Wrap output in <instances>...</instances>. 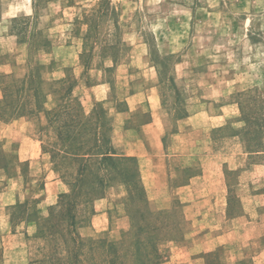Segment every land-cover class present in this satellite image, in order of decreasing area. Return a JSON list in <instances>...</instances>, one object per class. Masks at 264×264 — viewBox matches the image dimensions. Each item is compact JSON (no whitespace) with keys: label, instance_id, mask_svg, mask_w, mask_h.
I'll return each instance as SVG.
<instances>
[{"label":"rangeland","instance_id":"374dc122","mask_svg":"<svg viewBox=\"0 0 264 264\" xmlns=\"http://www.w3.org/2000/svg\"><path fill=\"white\" fill-rule=\"evenodd\" d=\"M2 64L10 65L12 72L0 77V88L18 87L26 79L29 89L40 91L44 112L73 108V117L82 118L83 123L88 120L83 129L76 122L72 128L67 127V116L55 118V125L49 126L54 133L55 126H66L60 129L61 139L48 133L38 136L36 125L24 120L31 121L37 114L14 119L22 120L8 127L0 124V148L16 150L19 157L28 158V164L19 168L27 185L23 190L21 184L9 180L0 208L9 204L14 191L23 201L29 198L30 204L25 201L30 211L36 207L32 200L45 196L37 208L57 200L52 207L61 203L57 207L60 213L67 207V199L60 202V197L76 193L77 238L69 235L64 222H53V239H49L48 257L42 264L54 260L55 264H73L71 252L77 242L82 243L77 251L78 264H90L103 251L101 242L121 240L123 260L137 264L131 248L133 235L128 231L140 220L132 218L133 205L125 206L128 190L124 184L111 183L105 190L110 213L108 230L87 240L82 239L87 238L85 233L82 238L79 235V229L95 210L105 208L96 203L102 197L91 200L95 193L89 190L98 176L106 173L90 162L85 151L95 144L91 136L95 130L100 133L98 144L107 146L111 119L107 117L108 123H103L101 115L107 116L113 106L121 108L129 94L157 84L169 135L175 131L181 136H167L169 192L161 202L148 203L151 212H171L169 217L159 216L157 220L171 230L180 226L182 236L171 232L178 237L176 241L183 238L185 229H194L188 243L200 240L204 230H211L212 235L216 231L228 233V248L208 255L211 264L230 257L244 258L238 264L264 261V168L245 167L249 163L264 166V0H0ZM100 82L111 84L110 91L91 89ZM73 84L68 95L67 88ZM15 88L10 99L23 100V95L13 92ZM94 97L104 99L93 103ZM24 100L27 105L20 112L35 107L33 99L29 104V99ZM198 112L210 117L222 115L224 119H202L200 128L189 125L183 132L176 127L175 120ZM97 121L103 123L99 128ZM206 121L222 124L214 133L221 140L216 144L210 143L213 136L207 131ZM70 129L77 132L73 138L65 137ZM235 133L244 145L246 139L251 142L253 152L247 157L237 142L225 139ZM38 139L43 146L39 156ZM110 147L113 149L111 143ZM87 158L88 164L82 161ZM121 166L133 167V163ZM199 173H205L206 183L195 185L198 198L182 206L176 187ZM54 182L57 186L51 185ZM43 184L47 185L44 192ZM123 194L124 201L117 203ZM205 195L214 200L207 198L204 202ZM226 195L229 212L238 220L228 221L222 215ZM168 241L158 246L161 260L184 254H176L175 245ZM91 242L96 244L90 246ZM33 246L23 238L20 228L12 235L5 223L1 225L0 258L9 264H21Z\"/></svg>","mask_w":264,"mask_h":264},{"label":"crops","instance_id":"0c3cea01","mask_svg":"<svg viewBox=\"0 0 264 264\" xmlns=\"http://www.w3.org/2000/svg\"><path fill=\"white\" fill-rule=\"evenodd\" d=\"M11 66L8 64L0 65V77L7 76L11 74ZM157 76V75H156ZM158 82V81H157ZM111 84L107 82H100L91 89H104L108 92L110 91ZM159 85H151L144 88L141 91H137L129 94L123 99V104L121 108H115L114 106L107 112V117L111 119V126L109 130V139L111 146L113 147V152L116 156L121 157H132L137 162V167L139 169V183L145 189L147 202L159 203L165 199L169 192V160L167 159L169 154H167L166 141L169 137H180V133L175 131L170 134V130L167 127L166 118L163 115L162 109L163 105L159 98ZM104 99V98H103ZM102 98H91L93 103L97 101H102ZM2 101V94L0 88V103ZM223 120L222 115L217 116H207L204 113L198 112L192 115H187L182 118L175 120L176 127L179 128L181 132L185 130L186 126L197 124L199 127L200 120ZM22 119L15 121H3L0 118V124L8 127L15 122L21 121ZM31 126L36 127L38 136L55 133L49 127L46 116L44 113H38L35 119L29 121L24 119ZM207 131L213 136L210 138V143L216 144L219 142V138L216 139L214 133H218L222 124H209ZM205 123V125H206ZM179 131V132H180ZM230 141L237 142L241 151L248 156L245 145L241 140L239 134L235 133L225 138ZM221 141V140H220ZM39 152L38 156L43 154V149L41 146V140L39 141ZM118 147V148H117ZM247 159V158H246ZM28 158L19 157L16 150L5 151L0 148V202L4 198V194L9 187V180H14L21 184L22 189L27 185L26 177L23 176L19 168L28 164ZM52 163H50L51 165ZM52 166V165H51ZM246 169L254 170L259 168H264L263 165H257L249 163L245 165ZM221 174L224 173L223 166H220ZM56 179L59 181V177L55 174ZM205 173H199L189 177L185 182L179 184L175 191L179 194L180 204L192 203L198 198L197 193H195V185H204L206 183ZM57 182L51 183V185L57 186ZM50 185V186H51ZM42 191H45L46 184H43ZM121 185H117V188H121ZM229 189V187H228ZM225 190L227 186L225 185ZM10 193V192H9ZM9 198V204H5V208H0V227L5 223L8 233L14 235L17 229L20 228L23 238L28 243H33L34 246L30 249L28 257L21 262V264H42L48 257L49 253V236L45 230V222L49 218V208L56 204L58 199V193L55 195L56 202L54 204L45 206L44 208H37L40 202L45 201V196L43 199L37 198V200H32L33 204L36 206L31 211L27 208L26 201L21 200L20 194L18 192H11ZM123 194L122 198L117 200V203L123 202L125 197ZM204 202L207 198L210 201L214 200L213 197L209 195L202 196ZM218 200L215 199V201ZM101 203L100 206L104 205L102 211L95 210L91 215L89 222L79 229V235L82 236V232L86 234L89 239L94 234L107 231L109 228L110 213L107 209L108 197L107 194L101 199L97 200L96 203ZM30 204V201L27 202ZM95 203V204H96ZM184 215V214H183ZM199 215V214H198ZM204 216L213 215L209 213H202ZM222 215L226 217L228 221L238 220L236 214H231L229 212V196L223 198V212ZM33 234H28L29 231ZM193 230L185 229L183 238L180 241H168L167 244H174L175 253L183 255H169L163 258L157 264H211L207 261V257L215 252L222 251L228 248L227 240L229 239V234L226 232H215L216 234H210V231L204 230L203 237L192 243H188V235L193 233ZM248 246V245H247ZM246 246V247H247ZM231 247V246H229ZM172 253V254H175ZM1 255V253H0ZM238 258V257H237ZM232 258L228 260L219 259L216 264H238L243 261L244 258ZM10 261L3 260L0 258V264H9ZM264 261L257 262V264H262ZM213 264V263H212Z\"/></svg>","mask_w":264,"mask_h":264},{"label":"trees","instance_id":"16d2710c","mask_svg":"<svg viewBox=\"0 0 264 264\" xmlns=\"http://www.w3.org/2000/svg\"><path fill=\"white\" fill-rule=\"evenodd\" d=\"M27 83L28 82L26 81V79H24L20 81L18 87H16L17 85H15L14 87L10 85H6L1 88V93H2V101H1L2 103H0L2 104V107L0 109L1 120L8 122L14 119H18L20 117H27L30 115L35 116L36 114L42 112L45 114L47 123L51 127L55 125V120H56L55 118L64 115L67 116V119L65 120L64 123L67 127L72 128L73 126L72 124H75L76 122V124L79 123L80 127H83V129H85L84 128L85 122H88V120H86L83 123L81 121L82 118L73 117V112H74L73 108H69V109L67 108L61 111L60 110L51 111L49 113L44 112L42 108L43 107L42 104L44 105V103L43 101H41V98H39L40 91L38 89H29L28 86H26ZM73 87L74 84L70 85L67 88L68 95H70ZM13 88L16 89L13 91L14 93H16L17 95L18 94L23 95L22 96L23 100L12 101L10 99V92H12ZM26 98L30 100L28 101V104L29 102L31 103L33 99V104L35 107L29 108L25 112L24 111L20 112V110H24V107H26L27 105V100H24ZM35 111H37V113H34ZM2 114H7V116L6 117L2 116ZM100 118L103 119V123L104 120H106L108 123V119L106 115L103 116L101 115ZM91 120L92 118L89 116V123ZM97 122L95 124L98 126V128L103 125L102 122L100 121ZM66 126L62 125L60 128H57V126H55L56 138L59 139L62 138L60 129ZM95 131H93L91 135L93 137L92 140L95 141V144L91 148L87 149L85 151L86 152L85 154H88V157L91 158L90 162L97 165L99 168L105 171L106 174L105 175L103 174L104 176L103 175L98 176L96 183H93L92 189L90 188L89 193H91V191L95 193V195L93 196L90 195L91 200L103 197L105 194V190L109 187L111 183L124 184L128 190V199L126 201L127 204L125 206H130L129 204H131V206L133 205L134 212L132 218L133 220L134 218L140 220L137 224L133 221L134 223L131 225L132 227L128 231V234L132 232L133 235V243L131 246L133 250L132 255H135L136 258H138L137 264H157L161 260V257L158 252V246L162 242L168 240L176 241L179 233H181L182 236V232H180L181 230L178 229L180 228V226L178 227L176 226L177 228L174 227L173 230H171L168 224L157 220L159 216L163 218L169 217L171 215V212L169 211L163 214H154L151 212L144 191L139 183V173L137 170V165H135L136 164L135 159L132 157L120 158L115 156L113 149L110 147L109 136L106 137L107 146L105 148L100 146L97 142L100 133L98 131L97 132ZM76 133L77 132L75 131V129L67 130L65 133V137L73 138L76 136ZM87 136H90V134ZM244 141H245L246 152L250 154L251 152H253L250 146L251 142L248 139ZM89 158L82 161L88 164ZM124 162L133 163V167L121 166L123 165ZM86 194H88V192ZM75 195L76 193L72 191L71 195H63L62 197H60L59 200L60 202L62 201V199L63 200L67 199V207L65 208V211L61 210L60 213L58 212L57 207L59 208L61 206V203L59 202L56 206L49 208V218L45 222V230L47 232V235L49 236V239L51 240L53 239V233L51 231L52 230L51 226L53 222H56V224L64 222L69 235L70 236L73 235L74 239L77 238L76 228L79 224V221L75 214L77 208L76 200L74 198ZM59 214H60V218L57 219L59 217ZM128 217L131 218L130 215ZM176 231H177V236H175V233L174 235L171 234V232H176ZM143 238L144 240H142ZM101 243H102L101 248H103L102 249L103 251H101L98 254V257L95 258V260H93L90 264H126L125 261L123 260L124 254L122 253V249H123L122 240L121 242L107 241ZM81 244H82L81 242H77L75 246L72 247L73 250L71 253L73 258L72 261L73 264H78L79 262L78 261L79 255L77 251L79 250V248H81L82 246ZM94 244H96V242H91L89 245L94 246ZM50 263L55 264V260Z\"/></svg>","mask_w":264,"mask_h":264}]
</instances>
